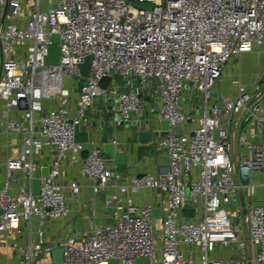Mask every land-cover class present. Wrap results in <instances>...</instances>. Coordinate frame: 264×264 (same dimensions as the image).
I'll list each match as a JSON object with an SVG mask.
<instances>
[{"label":"built area","instance_id":"built-area-1","mask_svg":"<svg viewBox=\"0 0 264 264\" xmlns=\"http://www.w3.org/2000/svg\"><path fill=\"white\" fill-rule=\"evenodd\" d=\"M50 1L41 9V0H35L20 23L21 0H0V137L6 145L0 251L11 248L8 238L21 235L23 243L14 244L15 264H53L56 247L62 248V264H108L109 259L135 264L139 258L147 264H264V205H250L246 218L237 207V188L253 195L258 184L252 174L264 173V88L253 84L250 89L236 80L234 95L213 94L228 61L264 40V0ZM55 33L59 53L49 64L45 59ZM89 54L83 83L75 77L77 65ZM111 71L133 76L139 86L124 79L123 91L117 90ZM70 75L74 86L65 84ZM105 78L110 84L102 87ZM186 84L199 93L198 107L184 104ZM74 88L79 89L76 102ZM145 90L159 97V114L168 122L159 141L168 171L132 174L118 185V195L109 200L112 222L88 231L69 225L47 240L44 228L70 213L72 196L66 188L74 194L79 190L75 181L67 185L59 178L61 167L84 152L83 144L74 141V127L88 129L93 101L107 92L115 95L112 110L118 124L140 110ZM231 130L238 143L239 184ZM89 142L93 148L85 151L78 173L98 193L114 175V166L96 140ZM43 167L48 171L42 177ZM36 177L40 187L33 193L30 182ZM143 189L156 190L158 202L135 204L131 196ZM180 207H192L193 216L179 215ZM155 208L161 210L159 225ZM237 214L240 225L233 222ZM242 223H247L253 247L250 259ZM217 245L229 247L233 255L211 259Z\"/></svg>","mask_w":264,"mask_h":264},{"label":"crops","instance_id":"crops-1","mask_svg":"<svg viewBox=\"0 0 264 264\" xmlns=\"http://www.w3.org/2000/svg\"><path fill=\"white\" fill-rule=\"evenodd\" d=\"M21 2L23 6V11L20 14L18 22L23 23V20L27 13L32 8H34V1L21 0ZM50 2V0H45L43 2V7L40 6V8L46 9ZM263 77L264 40L257 48H255L254 51L245 53L240 57H233L230 59V61H228L220 80H218L214 86L213 94L215 97L220 96V94H226L229 96L234 95L237 91L235 83L236 80H239L241 84L247 86L250 89L253 84L258 85L260 88H264V85H260L259 83L263 79ZM154 83H157V81H155ZM78 92L79 89H76L72 94V97L75 102L78 98ZM198 96L199 95H197L196 91L189 88V85L186 84L183 91L184 104H194L196 107H198L199 101L196 99L198 98ZM141 100L142 104L139 110V113L141 115H145L149 118H152V114L154 112H158V117L152 118L150 120L152 136L157 135L158 139H152L151 142L146 144H138L136 140L132 139V133L118 132L115 134H108V141H111L112 138H115L116 144L120 142H122L123 144L129 143L131 149L125 151L127 154L126 165L123 166L122 171L115 172L114 175L109 178L107 186L105 188L100 189L98 193H94L92 191V182L87 178L80 177L78 173L82 157L86 153L85 151L81 153L79 157H77L76 161L73 164H64L60 170V180L66 183L67 185H69L72 181H75L79 185V190L76 194H74L72 193L71 188H66V194L68 196H72L71 199H68L70 213L66 219L51 221L50 224L44 228V235L47 240L54 239L58 235H62L63 233H65L66 227L69 225H72L74 231H88L94 225L112 222V215L114 210L112 212L109 210V208L111 207L109 205V200L113 195H118V185L124 183L125 181L127 182L128 177L132 174L138 175L143 173H151L155 175H162L168 171L169 167L166 149L159 143L166 131H162L160 125V120L163 119L158 111L160 106V99L156 94L150 95V93L145 90V93L141 97ZM100 103H102V101L98 100V104ZM92 110H94L93 106L90 108L89 112H92ZM95 115L97 116V113ZM88 118L90 123L94 121L95 116H90ZM15 140L17 141V139ZM100 149L102 151L101 145ZM233 149V152H237L238 143L236 139H234L233 142ZM5 152L6 145L4 144L3 139L0 137V180L2 179L1 176L4 172ZM101 153L102 155H104L103 152ZM112 166H114V164H112ZM251 180L253 183L258 184V187L255 189L253 195L250 194L248 189L242 188L246 210H248L249 206L252 204L264 205V173L255 172L254 174H252ZM119 196L124 199L123 195ZM131 197L134 203L138 206H142L143 204L149 201L158 202V192L156 190L143 189L140 192L133 194ZM237 207H240V203ZM237 215L240 219V214ZM155 217H158L156 218L155 223L159 225L160 216ZM78 219H80L79 229L75 227V223ZM236 224L240 225V222ZM37 225L38 221L34 218L32 221L33 228H35ZM242 229L244 230L242 235V240L244 241V252L246 258L250 259L252 257L253 247L249 241L248 233L246 230L247 227L245 223H242ZM1 235L3 236V234ZM7 240H10L12 246L11 248L1 249L0 264H8V262H10L11 264H15L17 263V257L14 253L15 250H13L14 244L16 242L23 243L24 237L21 235H14L13 237L8 238ZM157 245L159 246V244ZM232 255V249H230L229 247L217 245L215 250L211 253L210 257L211 259L217 260L227 259ZM13 258L16 260L12 261Z\"/></svg>","mask_w":264,"mask_h":264},{"label":"water","instance_id":"water-1","mask_svg":"<svg viewBox=\"0 0 264 264\" xmlns=\"http://www.w3.org/2000/svg\"><path fill=\"white\" fill-rule=\"evenodd\" d=\"M136 6L141 8L150 9V3H135ZM59 35L57 33L52 35V44L49 46L48 55L46 56V62L49 64H54L57 59V55L59 53ZM92 60V55H86L83 62L78 64V72L79 74L76 75V79L85 83L87 81V77L89 76L90 70V63ZM113 84L117 85V90L123 91V88L120 87L121 82L125 79L130 81L133 87L139 86V80L136 82L133 76H126L125 78L114 71H111ZM199 95L198 92H196ZM115 95L110 93H103L100 94L96 99L93 101L92 106L94 110L92 112H88V117L95 116L94 121L90 122L88 125V129H80L79 126L74 127V141L81 142L83 144V151H89L93 148V144L89 142V139L96 140L102 146V152L108 158L113 161L114 167L111 169L112 172H121L123 166L126 165V150H130L131 146L129 143L123 144L122 142L116 144L112 141L115 138H112L111 141H108V134H115L118 132H128L132 133V139L136 140L138 144H146L152 141V139L157 140L158 136H152V128L150 120L152 118L158 117V112H154L152 114V118L141 115L138 112H130L126 119H121V121L116 124L114 113L112 107L116 105L114 102ZM98 100H101L102 103L98 104ZM97 113V116L95 115ZM161 130L165 131L168 129V122L165 119L160 120ZM91 126V127H90ZM90 127V129H89ZM150 129V130H149ZM101 130V131H99ZM234 131L231 130L232 134V158L234 164V178L237 184H239L238 176H237V166L234 160V152H233V142H234ZM48 168L43 167L41 169V176L47 175ZM30 186L33 193L39 192L40 187V177L33 178L30 182ZM238 199L241 207V211L243 216L247 217V210L245 205V200L243 197L242 189L240 187L237 188ZM112 212L114 209L112 207L109 208ZM3 211L0 209V215H2ZM161 210L159 208H155L153 210V216H160ZM179 215H184L186 217H192L194 210L192 207L186 208H178ZM247 227L248 233V226ZM75 227L77 229L80 228V219H78L75 223ZM51 258L53 264H62V248L56 247L51 251ZM108 264H117L115 259H109ZM135 264H147V260L145 258H139L136 260ZM251 264V263H250Z\"/></svg>","mask_w":264,"mask_h":264},{"label":"rangeland","instance_id":"rangeland-1","mask_svg":"<svg viewBox=\"0 0 264 264\" xmlns=\"http://www.w3.org/2000/svg\"><path fill=\"white\" fill-rule=\"evenodd\" d=\"M34 1V4H35V0H33ZM45 0H42L41 1V4H40V6L41 7H43V2H44ZM65 79V84L66 85H69V84H71L72 86H74L75 85V83H76V79H75V77H74V75H70L69 77H66V78H64ZM81 82H79V84H80ZM228 83H230V82H228ZM260 83V85H264V77H263V79L259 82ZM77 88H74V90H76ZM141 97L143 96V94H141L140 95ZM230 212H232L233 210H232V208H230V210H229ZM233 222L234 223H239L240 222V219H239V216L237 215V216H233ZM155 240H157V235H155ZM16 259H12V261H15Z\"/></svg>","mask_w":264,"mask_h":264},{"label":"trees","instance_id":"trees-1","mask_svg":"<svg viewBox=\"0 0 264 264\" xmlns=\"http://www.w3.org/2000/svg\"><path fill=\"white\" fill-rule=\"evenodd\" d=\"M109 84H110V80L107 79V78L102 79V80L100 81V85H101L102 87L108 86Z\"/></svg>","mask_w":264,"mask_h":264},{"label":"bare ground","instance_id":"bare-ground-1","mask_svg":"<svg viewBox=\"0 0 264 264\" xmlns=\"http://www.w3.org/2000/svg\"><path fill=\"white\" fill-rule=\"evenodd\" d=\"M137 112H138V111H137ZM100 264H106V262L102 261V262H100Z\"/></svg>","mask_w":264,"mask_h":264}]
</instances>
